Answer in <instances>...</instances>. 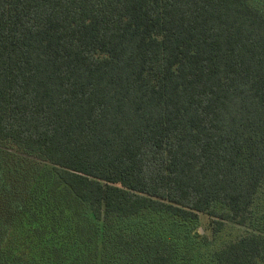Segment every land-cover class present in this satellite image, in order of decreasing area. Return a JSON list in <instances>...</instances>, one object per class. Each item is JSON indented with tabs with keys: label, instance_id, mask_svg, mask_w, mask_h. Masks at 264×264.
I'll list each match as a JSON object with an SVG mask.
<instances>
[{
	"label": "trees",
	"instance_id": "16d2710c",
	"mask_svg": "<svg viewBox=\"0 0 264 264\" xmlns=\"http://www.w3.org/2000/svg\"><path fill=\"white\" fill-rule=\"evenodd\" d=\"M0 264H264V0H0Z\"/></svg>",
	"mask_w": 264,
	"mask_h": 264
},
{
	"label": "rangeland",
	"instance_id": "374dc122",
	"mask_svg": "<svg viewBox=\"0 0 264 264\" xmlns=\"http://www.w3.org/2000/svg\"><path fill=\"white\" fill-rule=\"evenodd\" d=\"M215 218L211 217L206 214H199V221L196 225V229L201 230L202 232L201 235H205L210 241H212L213 247L211 248H216V246H219L222 242L230 240L234 237L235 234L238 233V230L236 229V226L233 224L227 225L222 232L216 234L215 236L213 235L212 232V226L214 223Z\"/></svg>",
	"mask_w": 264,
	"mask_h": 264
},
{
	"label": "water",
	"instance_id": "95a60500",
	"mask_svg": "<svg viewBox=\"0 0 264 264\" xmlns=\"http://www.w3.org/2000/svg\"><path fill=\"white\" fill-rule=\"evenodd\" d=\"M200 232H202V231L200 230Z\"/></svg>",
	"mask_w": 264,
	"mask_h": 264
}]
</instances>
